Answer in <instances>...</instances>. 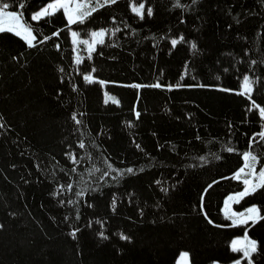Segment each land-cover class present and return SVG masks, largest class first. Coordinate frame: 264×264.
<instances>
[{
    "label": "trees",
    "instance_id": "16d2710c",
    "mask_svg": "<svg viewBox=\"0 0 264 264\" xmlns=\"http://www.w3.org/2000/svg\"><path fill=\"white\" fill-rule=\"evenodd\" d=\"M50 1L0 0L36 37L0 33V264H264V184L233 203L256 219L223 210L244 153L264 168V0H82L83 23L32 20Z\"/></svg>",
    "mask_w": 264,
    "mask_h": 264
},
{
    "label": "snow or ice",
    "instance_id": "6c2138e0",
    "mask_svg": "<svg viewBox=\"0 0 264 264\" xmlns=\"http://www.w3.org/2000/svg\"><path fill=\"white\" fill-rule=\"evenodd\" d=\"M117 2V0H104L105 4H115ZM69 3L70 0H55V3H49L46 7H43L40 11H38L37 13L32 15V20H39L42 17H46L49 16L51 14H53V12L57 9V8H62L65 12V14L67 15V19L69 24H73V23H83L84 22V17L90 15L89 12H83L78 16L74 17V12L75 9H72L69 7ZM20 8H23L24 5L21 4L19 5ZM80 7H84V5H77V8ZM9 9V4L6 2H0V33L3 32H12L17 36H21L23 34V37L29 46H33L32 45V41L34 39H36L35 36L32 35V29L29 26H26L23 23V14L22 13H17L15 11H8ZM142 9H144V4L141 3L139 5V7H135L133 6L132 11L141 15L142 16ZM52 10V11H50ZM92 11H95V9H92ZM152 14V10L149 8L148 9V15ZM55 35V34H54ZM73 37H76L78 34L73 32L72 33ZM92 37H103L105 35L104 30H101L100 32H93L91 33ZM47 39V37H46ZM180 40H183V37H180ZM75 42V41H74ZM84 44H88L89 42L87 40L82 41ZM103 39L99 40V43H103ZM179 41L178 40H172V45L175 46ZM93 43H95V41H93ZM193 48H195V44L192 45ZM89 48L91 50V45H89ZM84 79L86 81H90V77L89 76H85ZM252 81H250L248 76H244L243 78V89L244 92L243 94L249 95L252 91ZM155 87H159V85H154ZM109 99H113V102H116L114 100V98L109 97ZM107 102V101H106ZM253 106L259 108V112L260 115L262 117H264V108H260L258 105H255V102L253 101ZM139 115V113H137V116ZM73 119L75 120V116H73ZM77 123H80L79 120L76 121ZM0 127H2V125H0ZM262 138H264V132L259 134ZM80 147L83 148L84 144L81 143ZM139 147V146H138ZM229 151H231L232 149H228ZM244 159H245V167L249 169V175H253L255 174V163L257 162V157L255 155L252 154V152H246L244 153ZM73 160L75 161V157H73ZM245 171L244 168L240 169V172L237 173V178H239L240 173H243ZM128 173H132L133 169L129 168L127 169ZM108 173H105V175H107ZM258 178H259V183L252 185L251 187V191H255V189L257 187H260L262 184H264V169H262L259 174H258ZM244 184L247 186L250 184V181L248 179L244 180ZM71 187V186H69ZM250 189L248 187L245 188V190L241 193H238L237 196L238 197H244L246 195L249 194ZM80 195H83V193H80ZM229 199H232V197H229ZM257 211L255 208L252 209H248V212H255ZM244 214H240V216L242 217ZM249 219H252V217H249ZM247 223V220L245 219H240L239 221L237 220H233V223ZM73 236H75V232L72 233ZM101 236H103V233H101ZM121 239H129L127 236L121 235ZM237 242L233 241V250L235 251H240V248L236 247ZM250 246L249 247H245L243 248V255L244 257H250V254L253 252H256L257 248H256V242L255 241H250L249 242ZM188 254L187 253H182L183 257H186ZM236 264H239V261L236 262ZM249 264H251V260L249 259Z\"/></svg>",
    "mask_w": 264,
    "mask_h": 264
},
{
    "label": "rangeland",
    "instance_id": "374dc122",
    "mask_svg": "<svg viewBox=\"0 0 264 264\" xmlns=\"http://www.w3.org/2000/svg\"><path fill=\"white\" fill-rule=\"evenodd\" d=\"M81 1L82 0H70L69 7L72 8V9H75L74 17L77 16V14H78L79 8H77V5H81ZM49 3H55V0H52V1L48 2L43 7H46ZM43 7H41L37 11H35L33 14L37 13L38 11H40ZM58 9H62V8H57L56 10H58ZM50 11H52V10H50ZM66 17H67V15H66ZM32 35H33V33H32ZM21 37H23V34L21 35ZM33 41H32V43H33ZM260 171H261V169L255 170V174L251 175V177L248 179L250 181V184L247 185V186L245 185L244 189L241 192H243L246 187H248L249 189H251L252 183L259 180L258 174H259ZM252 176H253V179H252ZM241 192H237V193H234V194L229 195L226 198V200H225V203H224V206H223V210L225 211V213L231 215L233 217V219L234 220H237V221H239L240 219H245L247 221L248 220H254V219H256L258 217V209H257L256 206H254V205L253 206H249L245 210H241V211H237L233 207V203L236 202V201H238V199L240 198V197L237 196V194L238 193H241ZM229 197H232V199H229ZM252 208H255L257 211L249 213L248 212V209H252ZM240 214H244V215L241 217ZM249 217H252V219H249ZM233 241H236L237 242V244H236V247L237 248H245V247H249L250 246V244H249L250 240L247 239L246 237H235L233 239ZM233 241H232V247H233ZM182 253H187L188 255L186 257H183L182 256ZM176 264H190L189 263V253L187 251H182L179 254V256H178V258L176 260ZM231 264H236V262L231 263ZM239 264H241V263L239 262Z\"/></svg>",
    "mask_w": 264,
    "mask_h": 264
}]
</instances>
